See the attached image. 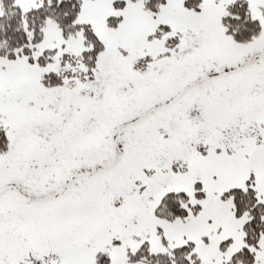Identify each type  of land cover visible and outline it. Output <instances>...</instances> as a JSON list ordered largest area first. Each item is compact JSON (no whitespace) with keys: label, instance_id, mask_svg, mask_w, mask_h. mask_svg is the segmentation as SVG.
I'll use <instances>...</instances> for the list:
<instances>
[{"label":"snow or ice","instance_id":"snow-or-ice-1","mask_svg":"<svg viewBox=\"0 0 264 264\" xmlns=\"http://www.w3.org/2000/svg\"><path fill=\"white\" fill-rule=\"evenodd\" d=\"M0 264H264V0H0Z\"/></svg>","mask_w":264,"mask_h":264}]
</instances>
